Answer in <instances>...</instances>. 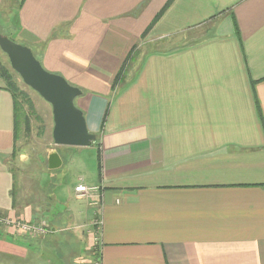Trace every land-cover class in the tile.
<instances>
[{"label":"crops","instance_id":"obj_1","mask_svg":"<svg viewBox=\"0 0 264 264\" xmlns=\"http://www.w3.org/2000/svg\"><path fill=\"white\" fill-rule=\"evenodd\" d=\"M168 1L0 0V27L81 90L96 134L51 149L84 173L72 195L50 171L15 185L0 76V215L46 229L0 225V264H264V0H172L153 22Z\"/></svg>","mask_w":264,"mask_h":264},{"label":"rangeland","instance_id":"obj_2","mask_svg":"<svg viewBox=\"0 0 264 264\" xmlns=\"http://www.w3.org/2000/svg\"><path fill=\"white\" fill-rule=\"evenodd\" d=\"M0 33H3L7 35V32L5 29L0 27ZM9 36V37H8ZM8 38L12 40L18 41L17 37L15 35H7ZM176 44H181V41L179 42H171L166 45V47L174 46ZM154 47V46H152ZM0 59L4 60V65L11 70V78L16 83L17 87L23 91V97L24 99L20 100V109L18 112V116L16 119V129H15V156H9L6 160V163H8V166L13 171L14 174V184H18L23 179V173L24 177L30 176V177H39L41 174H46L50 171L48 183L45 184V186L49 189H55L57 186L59 189L64 193L73 194V183L75 182L77 176H82L84 173L81 171V167L78 170V173L73 171L72 169L70 171H67V173H63V169L66 167V164H63L59 168H55L52 170H49L45 165V158L48 151L51 152V149L55 147L51 135V130L53 126V120H52V112H51V106L48 102H46L35 90L27 86L21 79V77L10 67L8 58L6 54L0 49ZM23 113V114H22ZM23 115H26L29 124L26 126L24 123ZM88 151V148L86 150ZM21 154V157L26 158V160L19 161L18 154ZM84 158V164L86 166V169L84 168V172L87 174L92 173L95 171V160L93 159L92 154L91 157ZM78 169V168H77ZM63 177L60 182L58 181V177ZM47 177V176H46ZM28 180V178H26ZM28 182V181H26ZM59 182V184H58ZM58 184V185H57ZM17 186H15L16 188ZM64 203H59L58 205L61 207ZM19 233V232H18ZM27 234V233H22ZM30 234V233H28ZM84 240V239H83ZM83 240L78 243L75 242L71 244L72 248L77 251L78 249L81 250L82 242ZM81 244V245H80ZM78 248V249H77ZM88 254V253H86ZM78 255V253H77ZM76 255V259H78ZM75 256V255H74ZM82 257V256H81ZM87 258V256H86ZM77 263H79V259L77 260Z\"/></svg>","mask_w":264,"mask_h":264},{"label":"water","instance_id":"obj_3","mask_svg":"<svg viewBox=\"0 0 264 264\" xmlns=\"http://www.w3.org/2000/svg\"><path fill=\"white\" fill-rule=\"evenodd\" d=\"M0 49L6 54L10 67L22 81L35 90L51 106L54 145L89 146L96 134L87 129L85 117L74 99L81 90L63 76L46 70L27 45L0 33ZM49 169L58 168L61 159L55 150L47 157Z\"/></svg>","mask_w":264,"mask_h":264},{"label":"trees","instance_id":"obj_4","mask_svg":"<svg viewBox=\"0 0 264 264\" xmlns=\"http://www.w3.org/2000/svg\"><path fill=\"white\" fill-rule=\"evenodd\" d=\"M172 0H169L165 6L160 10V12L156 15L155 19L153 20V22H155L159 16L163 13V11L166 9V7L169 5V3L171 2ZM33 52V51H32ZM34 54V53H33ZM11 70L9 68H7L3 63L0 62V76L4 79L5 81V84H6V88L9 90V92L11 93L12 95V98H13V110H14V128L16 129V119H17V116H18V112H19V109L21 107L20 105V100L21 99H24V95H23V91H21L16 83L12 80L11 78ZM120 78V73L117 75L116 79H115V83L118 82V79ZM23 114V113H22ZM23 118H24V124L26 126H28L29 124V121L26 117V115H23ZM14 129V130H15ZM14 153L15 151L13 150V154L12 156H14Z\"/></svg>","mask_w":264,"mask_h":264},{"label":"built area","instance_id":"obj_5","mask_svg":"<svg viewBox=\"0 0 264 264\" xmlns=\"http://www.w3.org/2000/svg\"><path fill=\"white\" fill-rule=\"evenodd\" d=\"M97 186H87L85 184H78L75 187V191L79 193H88L90 191L97 190ZM0 225L12 228L15 232L19 233H30V234H37L42 235L46 232L44 223L43 224H31L27 223L23 220L17 219V218H11L8 216L0 215Z\"/></svg>","mask_w":264,"mask_h":264}]
</instances>
